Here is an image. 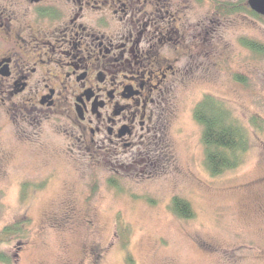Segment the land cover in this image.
<instances>
[{
    "label": "rangeland",
    "instance_id": "1",
    "mask_svg": "<svg viewBox=\"0 0 264 264\" xmlns=\"http://www.w3.org/2000/svg\"><path fill=\"white\" fill-rule=\"evenodd\" d=\"M212 10L190 16L214 24L205 60L179 65L155 134L120 160L93 158L66 119L27 126L0 112V236L24 222L0 240L11 259L0 264H264V52L242 44H264V18ZM207 95L249 136L242 163L219 175L194 117ZM174 197L194 215L180 216Z\"/></svg>",
    "mask_w": 264,
    "mask_h": 264
},
{
    "label": "flooded vegetation",
    "instance_id": "2",
    "mask_svg": "<svg viewBox=\"0 0 264 264\" xmlns=\"http://www.w3.org/2000/svg\"><path fill=\"white\" fill-rule=\"evenodd\" d=\"M207 4L256 16L249 0H0V112L66 119L93 158L122 159L155 134L179 65L205 60L214 24L190 16Z\"/></svg>",
    "mask_w": 264,
    "mask_h": 264
},
{
    "label": "trees",
    "instance_id": "3",
    "mask_svg": "<svg viewBox=\"0 0 264 264\" xmlns=\"http://www.w3.org/2000/svg\"><path fill=\"white\" fill-rule=\"evenodd\" d=\"M247 9L252 11L250 7ZM254 13L262 17L257 12ZM242 44L257 52H264V44L256 39L248 41L247 38H242ZM242 78L241 75H237L238 80L242 81ZM194 117L203 127L205 162L211 174L219 175L227 169L240 165L248 150L249 136L247 129L232 116L226 104L212 95H207L195 107ZM256 122L257 117L253 118V123ZM172 207L182 217L189 218L194 215L190 203L183 198L174 197ZM23 226V221L6 226L0 240H6L10 235L23 231ZM0 259L11 263L10 257L2 251H0Z\"/></svg>",
    "mask_w": 264,
    "mask_h": 264
},
{
    "label": "water",
    "instance_id": "4",
    "mask_svg": "<svg viewBox=\"0 0 264 264\" xmlns=\"http://www.w3.org/2000/svg\"><path fill=\"white\" fill-rule=\"evenodd\" d=\"M249 4L253 10L264 16V0H249Z\"/></svg>",
    "mask_w": 264,
    "mask_h": 264
}]
</instances>
